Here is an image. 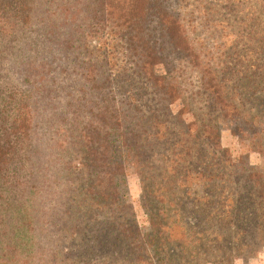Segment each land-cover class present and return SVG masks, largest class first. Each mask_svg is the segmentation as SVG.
Returning <instances> with one entry per match:
<instances>
[{
  "label": "trees",
  "instance_id": "16d2710c",
  "mask_svg": "<svg viewBox=\"0 0 264 264\" xmlns=\"http://www.w3.org/2000/svg\"><path fill=\"white\" fill-rule=\"evenodd\" d=\"M180 9L0 0V264H232L264 247V178L218 126L264 155V74H198L208 107L191 108L169 71L196 58Z\"/></svg>",
  "mask_w": 264,
  "mask_h": 264
},
{
  "label": "rangeland",
  "instance_id": "374dc122",
  "mask_svg": "<svg viewBox=\"0 0 264 264\" xmlns=\"http://www.w3.org/2000/svg\"><path fill=\"white\" fill-rule=\"evenodd\" d=\"M167 2L178 9L184 6L180 13L182 20L187 22L185 35L189 45L196 52V58H190L184 51H179L177 54L179 59L172 60L169 67L173 83L180 96L190 99L191 108L198 111L197 108L203 110L208 107L206 97L197 94L198 74H217L233 80L249 74H264V0H182V3L167 0ZM229 74H235V78ZM0 76L10 78V74ZM182 108V102L179 100L171 105L173 114H178ZM183 118L186 122L192 121L186 114ZM218 124L221 149L227 151V155L235 164L246 158L248 165L258 170L264 178V155L251 151L245 142L240 143L224 122ZM118 182L120 188L127 194L137 225L147 229L148 220L142 207L138 177L130 170ZM34 224L39 225L38 219ZM36 240L38 238L33 234L29 243L30 250L34 248ZM232 264H264V247L251 258L237 259Z\"/></svg>",
  "mask_w": 264,
  "mask_h": 264
}]
</instances>
